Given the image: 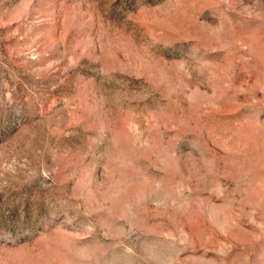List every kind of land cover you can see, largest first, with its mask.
I'll return each instance as SVG.
<instances>
[{
    "label": "rangeland",
    "instance_id": "rangeland-1",
    "mask_svg": "<svg viewBox=\"0 0 264 264\" xmlns=\"http://www.w3.org/2000/svg\"><path fill=\"white\" fill-rule=\"evenodd\" d=\"M0 264H264V0H0Z\"/></svg>",
    "mask_w": 264,
    "mask_h": 264
}]
</instances>
